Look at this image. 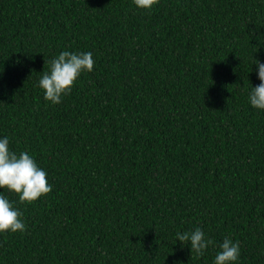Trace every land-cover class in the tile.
Masks as SVG:
<instances>
[{
    "label": "trees",
    "instance_id": "1",
    "mask_svg": "<svg viewBox=\"0 0 264 264\" xmlns=\"http://www.w3.org/2000/svg\"><path fill=\"white\" fill-rule=\"evenodd\" d=\"M260 37L264 0H0V136L53 185L0 189L26 224L0 264H213L176 242L196 227L264 264ZM63 50L96 63L52 104L38 81Z\"/></svg>",
    "mask_w": 264,
    "mask_h": 264
},
{
    "label": "clouds",
    "instance_id": "2",
    "mask_svg": "<svg viewBox=\"0 0 264 264\" xmlns=\"http://www.w3.org/2000/svg\"><path fill=\"white\" fill-rule=\"evenodd\" d=\"M138 9L151 10L159 0H133ZM264 44V37H260ZM96 61L93 53L63 50L50 61L48 71H42L38 87L44 90V98L52 104H59L62 98L71 93L72 87L82 73L92 72ZM260 83L251 84L248 91V103L252 108L264 111V62L258 59L253 63ZM252 64V65H253ZM8 136H0V189L18 194L20 202H34L42 195L53 190L48 183L47 172L38 166L36 160L27 151L15 152L9 147ZM26 224L23 213L3 191H0V234L24 232ZM176 242L181 247L188 245L191 252L202 256L210 247H218L213 264H239L241 247L238 241L225 237L219 245L205 231L196 227L187 232H176Z\"/></svg>",
    "mask_w": 264,
    "mask_h": 264
}]
</instances>
